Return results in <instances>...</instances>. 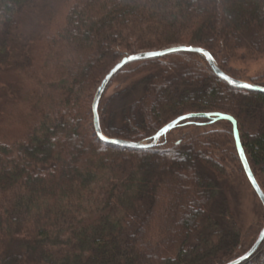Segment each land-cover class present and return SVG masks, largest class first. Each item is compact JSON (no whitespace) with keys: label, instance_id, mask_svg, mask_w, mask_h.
I'll use <instances>...</instances> for the list:
<instances>
[{"label":"trees","instance_id":"16d2710c","mask_svg":"<svg viewBox=\"0 0 264 264\" xmlns=\"http://www.w3.org/2000/svg\"><path fill=\"white\" fill-rule=\"evenodd\" d=\"M31 2L0 0V59ZM54 37L79 58L59 81L63 99L46 106L23 140L0 141V264H224L248 250L264 224L247 246L220 189L231 178L227 162L246 176L232 123L192 117L172 130L223 122L229 131L171 139L170 130L153 147L123 146L97 135L92 91L99 65L141 50L201 46L223 70L242 47L263 54L264 0H79ZM126 66L122 75L129 78L140 69L157 71L140 80L142 93L124 106L119 124L106 107L123 89L99 106L105 135L147 140L187 113L230 114L264 190V92L230 85L196 52ZM21 67L33 69L29 61ZM226 135L232 144L221 143ZM214 204L216 218L209 212ZM161 210L164 234L153 241L148 231ZM244 264H264V247Z\"/></svg>","mask_w":264,"mask_h":264},{"label":"rangeland","instance_id":"374dc122","mask_svg":"<svg viewBox=\"0 0 264 264\" xmlns=\"http://www.w3.org/2000/svg\"><path fill=\"white\" fill-rule=\"evenodd\" d=\"M78 1L32 0L19 15L18 29L12 40L13 43L0 59L2 68L0 73V141L12 144L23 140L29 130L41 121L46 106L56 101L57 97L63 99L62 83L59 81L76 66L75 61L72 62V60H78L79 54L75 53L74 49L68 48L64 40L54 36L65 29L68 14ZM123 57L111 58L107 62L104 61L105 64L102 67L99 65L97 73L93 76L95 80L97 77L95 88L105 74ZM83 58L88 57L85 54ZM27 61L33 69L21 67V64ZM16 67L17 69L12 70ZM127 68L129 67H123L115 74L101 98L102 103L101 100L99 102V106L106 103L115 92L123 89L122 93L117 98H113L106 107V116L112 114L116 124L120 123V114L124 106L141 95L143 81L140 80L147 74L157 71L151 68L140 69L129 78L128 75H122ZM224 71L235 78L264 86V53L252 55L245 47H242L237 57L227 61ZM95 93L96 91L93 90V99ZM211 129L229 131L228 125L223 122L206 126H181L172 130L169 138H178L181 132L200 133ZM220 141L222 144L233 143L227 135ZM76 142L75 139L72 140L73 144ZM223 146L227 149V146ZM63 156L64 159L70 158L68 153ZM227 164L231 178L222 180L220 189H223L227 198L225 202L227 214L237 223L248 246L255 239L257 229L264 224V207L248 178L243 171L241 172V167L235 162H227ZM165 205L167 206V201ZM219 210L217 204H214L209 212L213 218H216L219 216ZM162 214V210L157 211L151 222L148 236L153 241L159 240L164 234L162 226L166 224V218ZM263 247L264 242L259 249Z\"/></svg>","mask_w":264,"mask_h":264},{"label":"water","instance_id":"95a60500","mask_svg":"<svg viewBox=\"0 0 264 264\" xmlns=\"http://www.w3.org/2000/svg\"><path fill=\"white\" fill-rule=\"evenodd\" d=\"M189 49H200L202 51H189ZM177 51H189V52H196L204 56V58L207 60L208 64L210 65L211 69L214 71V73L220 77L221 79L225 80L227 83H229L232 86L240 87V88H246L250 90H256V91H262L264 92V86L255 84L249 81L241 80L238 78H235L228 73H226L217 63L214 55L206 48L201 47V46H190V45H172L169 47L161 48V49H154V50H146V51H140L137 53H133L130 55H127L123 57L120 61H118L104 76V78L101 80L100 84L98 85L96 89V93L94 95L93 99V112H94V127L96 130L97 135L104 141L110 142V143H115L123 146H129V147H136V148H148V147H153L155 146L160 139L170 130L178 126L181 121L192 118V117H208V118H213L215 120L217 119H227L232 123L233 126V133H234V138L236 142V147L237 151L241 160V163L243 165L244 171L248 177V180L250 184L252 185V188L254 189L255 193L258 195L259 199L261 200L263 206H264V190L258 183L252 168L250 166L249 160L247 158V155L245 153L244 147L242 145L241 139H240V134L238 130V123L237 120L230 114L223 113V112H193V113H187L184 115L179 116L178 118L174 119L173 121L169 122L168 124L164 125L160 130H158L154 136L151 138V141L147 140H140V141H132V140H127V139H122V138H117V137H109L104 134L101 123H100V117H99V102L108 87V84L114 77V75L121 69L123 68L126 64L137 61V60H143V59H149V58H154V57H160L163 55H167L173 52ZM207 52L210 56L211 59H208L203 53ZM131 56L133 59L129 60L128 57ZM227 77V79H225ZM246 84H251L252 87H244ZM264 242V225L253 243V245L243 254L240 256L224 263V264H242L246 262L247 260L251 259L259 250L261 245Z\"/></svg>","mask_w":264,"mask_h":264},{"label":"snow or ice","instance_id":"6c2138e0","mask_svg":"<svg viewBox=\"0 0 264 264\" xmlns=\"http://www.w3.org/2000/svg\"><path fill=\"white\" fill-rule=\"evenodd\" d=\"M189 51H202V50H200V49H195V50L189 49ZM203 54L206 57H208V59H211V56L207 52H204ZM128 59L131 60V59H133V57L129 56ZM225 79H227V77H225ZM244 87H249L250 88V87H252V85L251 84H246V85H244Z\"/></svg>","mask_w":264,"mask_h":264}]
</instances>
